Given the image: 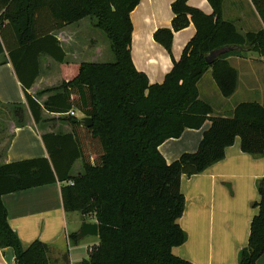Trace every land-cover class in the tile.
<instances>
[{
  "label": "trees",
  "instance_id": "16d2710c",
  "mask_svg": "<svg viewBox=\"0 0 264 264\" xmlns=\"http://www.w3.org/2000/svg\"><path fill=\"white\" fill-rule=\"evenodd\" d=\"M208 1L211 14L189 0L172 3V27L159 28L154 39L171 53L175 31L193 22L196 33L164 82L150 83L131 54V12L140 0H0V53L8 51L35 122H44L45 112L57 113L69 116L72 127L69 133L42 135L49 157L0 164V245L14 249L16 264H52L51 248L39 239L23 247L2 195L58 181L66 183V211L93 214L99 224V242L82 264H193L172 251L186 240L178 223L185 209L182 175L202 173L224 159L238 137L242 151L264 156V106L244 102L231 117L212 116L198 89L211 67L222 93L232 95L238 76L228 57L247 51L264 54V28L243 34L224 18V0ZM252 1L264 22V0ZM85 17L107 36L113 60L66 61L53 32ZM232 45L237 48L212 64L206 61L213 50ZM42 53L60 64L62 83L40 92L38 96L49 94L41 103L29 89L40 75ZM13 111L23 122L21 106ZM75 111L91 117L92 126L85 127ZM207 120L211 125L197 150L166 162L159 146ZM78 159L83 172L73 175ZM258 191V212L239 264H258L264 253V177ZM70 238L79 240L77 233Z\"/></svg>",
  "mask_w": 264,
  "mask_h": 264
},
{
  "label": "crops",
  "instance_id": "0c3cea01",
  "mask_svg": "<svg viewBox=\"0 0 264 264\" xmlns=\"http://www.w3.org/2000/svg\"><path fill=\"white\" fill-rule=\"evenodd\" d=\"M174 1L169 0L171 20L161 21L159 18L161 4L168 3V0H140L131 12L132 60L137 70L147 74L150 83L164 82L166 75L173 69L174 62L181 58L185 46L196 33L193 22L186 28L175 31L172 53H168L154 39V33L159 28L172 27L174 13L171 5ZM206 3L209 1L201 0L196 5L193 0H189L192 7L204 9V13L211 14L213 7L208 11L204 8ZM248 14L264 28L263 19L252 0H236V17L226 19H232L235 24L239 22V29L245 30L242 23H245ZM87 19L85 17L53 32L61 42L67 62H107L95 44L96 33L92 34L91 31V27L95 28L91 18L90 21ZM254 53L256 52L247 51L228 57L238 76L232 101L222 94L211 67L200 79L199 98L211 105L212 116L231 117L236 107L244 102H257L264 106V57H256ZM39 63L40 75L29 89L33 96L62 83L60 64L54 58L42 53ZM48 96L49 94H44L43 100L39 101L44 102ZM17 106L23 109L24 121L20 122L14 114V118L10 117L8 120L7 128L1 130L0 164L49 157L42 135L72 131L71 125L67 126V130L61 131L54 129L50 121L42 124L35 122L9 53L4 51L0 53V119L4 116L6 107H13L11 110H14ZM74 115L83 118L79 111H75ZM62 116L57 113L44 114L46 120ZM210 125L211 121L207 120L202 127L186 128L180 137L163 142L159 150L166 162H173L185 152H195ZM79 160L81 159L74 166ZM81 172L83 164L79 173ZM263 177L264 156L242 151L239 137L226 149L224 159L202 173L182 175L181 191L185 197V209L178 223L186 233V240L173 247V253L193 264H239L240 251L248 244L251 222L258 212L254 203L260 200L258 182ZM65 184L58 181L6 193L2 195V200L8 210L9 224L20 237L24 248L39 239L50 246L52 264H82L89 259L91 249L98 244L99 237L87 236L73 243L70 235L78 233L84 221L96 220H84L80 212L66 211L62 196ZM88 237L92 239L86 241ZM76 248L80 251H76L74 257L73 251ZM0 264H16L12 247L0 245ZM258 264H264V253L258 259Z\"/></svg>",
  "mask_w": 264,
  "mask_h": 264
},
{
  "label": "rangeland",
  "instance_id": "374dc122",
  "mask_svg": "<svg viewBox=\"0 0 264 264\" xmlns=\"http://www.w3.org/2000/svg\"><path fill=\"white\" fill-rule=\"evenodd\" d=\"M193 3H195L196 5H198V4L201 3V0H193ZM211 7L212 6L209 3L208 4L206 3L205 6H204V8L207 9L208 11H211ZM202 10L204 11V9H202ZM246 13H248V12H246ZM223 16H224L225 19L227 17H230V18L236 17V0H224V2H223ZM159 18H160L161 21H167L169 18L171 20V7H170L169 0H168V3L161 4V11L159 10ZM87 20L90 21V17H88ZM231 21H232V19H231ZM91 22H92V20H91ZM243 24H244V26L246 28L245 30H241L240 29L241 33H243V34L246 33V31L247 32L248 31H259V30L263 29L262 24H258L253 19V16H250L249 17V14H248V18L246 19L245 23H242V25ZM236 26L239 28V22H236ZM91 31H92V34L96 33V36H95V44L100 49V55L103 56V57H105V59H107V61L108 60H113L114 59V55H113V52L111 51L110 42H109L107 36L105 35V33H103L101 30H99L97 28H93V27H91ZM173 41H174V39H173ZM96 46H95V48H96ZM173 50H174V42L172 43L171 53L173 52ZM167 52L169 53V51H167ZM254 55L256 57H259V56L260 57H264V54L263 53L256 52V53H254ZM53 87H55V86H53ZM216 88H218V87H216ZM45 90H43V91H45ZM43 91H40V92H43ZM40 92H37V94H34V96H36L37 99H39V100H43L42 99L43 98L42 96L44 94H46V93H43V94H41V95L38 96V94ZM224 96L227 97V98H229L230 101L234 100V99L231 98L232 95H230V96L224 95ZM12 108L13 107H11V108L6 107V112H8V114L5 112V110L3 111L4 112V116L0 119V133L2 132L1 130H4L5 128H7L6 126L9 124L8 123V120L10 119V117L11 118H14V111L11 110ZM73 114H75V113H73ZM66 118H69V116L63 115L62 117H58V118L57 117H50L49 120H45L44 122L50 121L51 122V125L54 126L53 127L54 129H58V130H61V131H65V130L68 129L67 126L70 125L69 120L66 119ZM2 119H5V121L2 120ZM44 122H42V123H44ZM1 148L2 147H0V150H1ZM80 171H82V160H79V162L74 166V168L72 170V173L78 174ZM83 217H84V220L95 219L93 214L87 215V216H83ZM91 239H92L91 237H88L86 239V241L91 240ZM76 251L79 252L80 249H77V248L74 249V251H73V252H75L73 254L74 257H76Z\"/></svg>",
  "mask_w": 264,
  "mask_h": 264
},
{
  "label": "water",
  "instance_id": "95a60500",
  "mask_svg": "<svg viewBox=\"0 0 264 264\" xmlns=\"http://www.w3.org/2000/svg\"><path fill=\"white\" fill-rule=\"evenodd\" d=\"M236 48H237V46L232 45L229 47H223L221 49L213 50L206 57V61L209 64H212L219 55H221V54H223L229 50L236 49ZM82 124L85 127H90L93 124V120L91 117H87V116L83 117L82 118ZM77 235H78V239H82V238L87 237V236L99 237V224L97 222L84 221L82 223V226H81L80 230L78 231Z\"/></svg>",
  "mask_w": 264,
  "mask_h": 264
}]
</instances>
